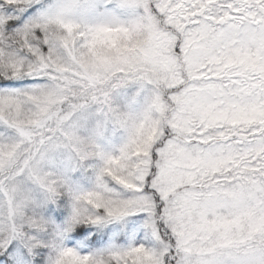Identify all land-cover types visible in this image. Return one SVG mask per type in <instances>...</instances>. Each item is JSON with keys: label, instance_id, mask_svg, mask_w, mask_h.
Segmentation results:
<instances>
[{"label": "snow or ice", "instance_id": "snow-or-ice-1", "mask_svg": "<svg viewBox=\"0 0 264 264\" xmlns=\"http://www.w3.org/2000/svg\"><path fill=\"white\" fill-rule=\"evenodd\" d=\"M0 264H264V0H0Z\"/></svg>", "mask_w": 264, "mask_h": 264}]
</instances>
